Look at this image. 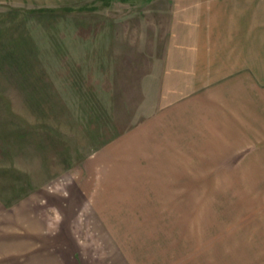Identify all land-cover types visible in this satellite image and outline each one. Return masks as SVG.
<instances>
[{
	"label": "rangeland",
	"instance_id": "374dc122",
	"mask_svg": "<svg viewBox=\"0 0 264 264\" xmlns=\"http://www.w3.org/2000/svg\"><path fill=\"white\" fill-rule=\"evenodd\" d=\"M39 6L0 0V253L14 264H264V159L246 157V132L231 152L225 130L238 102L208 84L154 119L165 102L132 76L147 69L132 58L102 69L86 52L94 28H110L98 16L114 29L133 7Z\"/></svg>",
	"mask_w": 264,
	"mask_h": 264
},
{
	"label": "crops",
	"instance_id": "0c3cea01",
	"mask_svg": "<svg viewBox=\"0 0 264 264\" xmlns=\"http://www.w3.org/2000/svg\"><path fill=\"white\" fill-rule=\"evenodd\" d=\"M28 1L58 8L107 0ZM117 1L128 4L133 10L124 12L114 29L111 18L96 15L101 21L109 22L110 28L96 26L92 32L94 37L102 29L104 39L87 40L86 52L102 54L97 57L103 61L102 69L104 64L114 61L127 63L128 58L137 63L136 70L147 69L148 73L141 75V71H137L132 76L136 85L154 86L158 90L157 100L167 103L151 114L154 119L168 113V109L175 106L176 98L183 99L196 91L205 93L206 97L201 88L214 84L218 101L240 102L236 106L230 104L227 110L230 119L225 130L231 134L230 151L235 147L239 149V145L233 144V133L238 136L246 132L253 145V151H248L246 157L264 159V78L258 72L264 68V11H257L259 7L248 10V4L254 5L255 0ZM153 121L151 119L150 123ZM216 150L220 156L226 154L220 146H216ZM14 256V251L6 249L0 253V264H14Z\"/></svg>",
	"mask_w": 264,
	"mask_h": 264
}]
</instances>
